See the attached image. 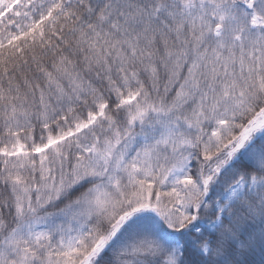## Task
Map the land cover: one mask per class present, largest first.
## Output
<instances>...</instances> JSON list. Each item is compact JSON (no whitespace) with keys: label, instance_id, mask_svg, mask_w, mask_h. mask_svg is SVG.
<instances>
[{"label":"snow or ice","instance_id":"1","mask_svg":"<svg viewBox=\"0 0 264 264\" xmlns=\"http://www.w3.org/2000/svg\"><path fill=\"white\" fill-rule=\"evenodd\" d=\"M0 264H264V0H0Z\"/></svg>","mask_w":264,"mask_h":264}]
</instances>
